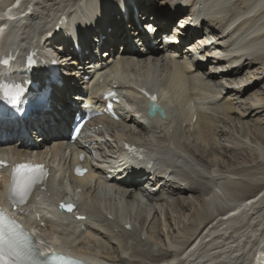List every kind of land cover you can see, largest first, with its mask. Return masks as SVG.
<instances>
[{
    "label": "bare ground",
    "instance_id": "1",
    "mask_svg": "<svg viewBox=\"0 0 264 264\" xmlns=\"http://www.w3.org/2000/svg\"><path fill=\"white\" fill-rule=\"evenodd\" d=\"M24 1L28 3V0H24ZM38 1L43 2V0H36L32 2L31 4L34 8L30 11V13L23 11V8L18 9L17 11H13V8L9 4L10 0L2 5L3 6L2 8H5L6 10L5 12L7 14L4 17L5 23H8V26H11V28L6 33L5 32L1 33L0 41H4V39H6L7 37H11V36L19 37V39L16 41L17 45L15 46V48L18 49L23 45V41H30L31 38L34 37L35 35L34 33L38 29L41 28V27H38L39 24L42 25L43 23H45L46 26L44 27V30H43L44 33H45V30L47 29L51 30L54 24L57 23L59 12L66 13L67 17H68V13H70L69 17L72 18V21L77 23L76 29L72 25H70L71 23L62 21L61 24L56 29H54L55 31L53 30L50 31L53 33V35L48 36L47 39L53 42V45H58L59 44L58 40L60 39L59 37H62L63 35L62 33H67L73 36L74 34L78 32L80 37L82 36V34L79 31L80 29L84 28V22L81 20L80 16H82L81 15L83 12L82 8L87 0H73L72 2L71 1L67 2V0H64L63 6L53 14V17L50 20H44L43 15H41V17L39 15L35 17L37 13V9H38L37 4L35 2H38ZM46 1L47 0H44V2ZM48 1H49L48 6H49L55 2H58L59 0H48ZM137 1L139 2L140 8L143 9V11L146 13L151 12V10H162L161 12H163L164 10H168L169 8V7L162 6L161 2L164 3V1L160 2V8L158 9L155 8L154 4L152 3V2H155V5H159L156 3V0H137ZM194 1L195 0H168L170 7H172L171 5L175 3L176 5L174 7L175 13L182 12L188 6L191 7L190 9L194 8V6H192V2ZM243 1L244 2L240 4L239 0H210L209 1L210 10H208L209 9L208 6H205V5L201 6L200 8L201 12L199 13L200 14L199 22L201 24V27L202 25H206L207 27L214 26L213 29L211 28L208 29V33H211L214 36V40L208 41L204 45L203 43L197 44L194 42L195 47L199 48V51H198L199 55L201 57H204L205 58L204 60H201L198 57V55H193L191 52V49H188V48L177 49L175 46H173L172 44L168 42L162 43V44H159V42H157V47H151L148 45L145 46L144 44L140 46L139 43H135V41L133 40L129 41L127 39L128 35L125 29L123 28V26L121 30H119L118 28L110 29L108 27H105L106 24L112 25L117 20H119L120 22H123L124 20L123 16L120 13H117L118 11H116V9L115 11H111L108 13L107 8H106L105 9L106 11L104 10L105 15H106L105 17L106 21H104L105 25L101 24L97 30L91 29V33H92L91 39H94L95 38L94 34H96L102 43V49L104 53L108 51L107 57L105 59L100 60L101 62L98 68H100L101 71H108L109 69L113 70L114 68H116L117 64H119L122 69L128 68L129 71L133 72L134 75L138 78V80H140L145 86H151L155 84L153 81H154V78H156L157 76L159 78H163L165 82L167 81V88L168 89L170 88V90L173 92L172 96H173L174 101L171 103V108H172V112L174 115L171 118L172 121H175V122L177 121V117L175 114L176 109L180 111L182 107L184 106V103L188 102L189 99L197 100L203 95H208L211 97L210 98L211 101L207 103L208 106L206 107V108L211 109L212 110L211 112L205 111L204 109H198L196 111L195 110L192 111L191 114L193 113L196 114V118L194 122L191 121L190 115L187 116L184 112L182 115V120L180 121L181 123L180 127H178V131L176 133V136L170 137L171 140H174V142L176 141L178 144H180L182 146V149L185 150L186 152H188L191 149V153H195V156L197 157V159L195 157L194 159L196 160V162L199 163V166L203 168L206 173H203L202 171L195 168L192 164H190V162H187L182 166V169H188L189 173L187 171H183L170 179H166L163 177V174L165 173V169L160 170V166H155V164H153L154 163L153 161H152L153 162L152 164H149L150 161L148 159H145V160L140 161L143 163V166L131 172L130 171L128 172L129 165L127 164L124 166L119 165L115 167L113 171H107L104 168L95 166L93 167V169H91L89 173L85 174L84 176L74 177L75 179L74 187L80 186V188L82 189L87 184L88 188L93 186V188L92 187L91 188L94 191V187L96 185H101L103 182L97 179V175H104L105 177H107V179H109L110 181H113L117 185H123L126 187H130V189L131 188L139 189L145 192V194L148 197L158 198L162 206H163V203H167V206H168L167 201L169 198L175 199V197H177L176 201L177 200L179 201L178 208L173 207L174 209L173 208L172 209L175 211L177 210L179 212L177 215L175 214L176 216H179V218L183 215L181 214L182 211H180L179 209L182 203H186V205L188 203L187 209L189 208V206L191 207L192 205H194L195 208L194 207H193L194 209L191 208L193 212L189 216L186 215L188 217H186V219H184L185 218L184 217L179 222L181 224H184L183 227L182 226L179 227V223H177V226L179 228L175 227L174 226L175 223L173 221V227L177 230L175 235L181 237L180 242L173 244V245H169L167 246V248L162 247L163 249L161 250L164 253L172 254L175 247L179 245H183L185 242H188L189 240H191L193 236L194 240L195 239L198 240V243L196 244V247L189 248L188 251L194 254L196 252V248L198 249L204 248V247L205 248L203 249L201 253L195 256H192L190 260L186 261V263H188L189 261L192 263H195L201 258L205 262H212V264L213 263L219 264L220 261L228 259V257H230V255L235 251V247H237L239 249L238 255L236 259L229 264H247V262L245 261V255L247 254V250L244 249L241 244H237V237L239 235H243L244 237H247L249 241L251 242V245L248 248L250 249L253 243L257 242V240L260 239V237L264 235V220H263L264 219V202L263 203L256 202L260 200L261 198H264V188L259 192L258 194L260 195L259 198L245 201L248 198V196H246V193L250 190H253L254 183H255V181H253L250 178L247 184L248 190L247 192L245 191L246 192L245 195L243 194V196L234 198L233 197L234 195L232 194L230 197V192H229L230 189L229 190L226 189L225 186L230 187V184L237 185V183L240 182V179L235 178V174L234 176L226 175L228 176L227 178L224 177L223 174L226 172L225 171L224 173L223 171L221 172L223 168H221L217 164L218 162L217 159H219V157H216L215 155H212V154L211 156H209L208 150H213V149L209 148L207 150V147L210 146L209 138L211 137L212 139L213 136L216 135L214 132L217 129L215 127V124L210 122L208 118H212V117L215 118V114H213V112L217 113V112H223V111L229 112V111L238 110L237 112H234V113L238 115L239 113L244 114L243 111H245L244 110L245 106L244 105L240 106V102H237L234 99H237V97L240 99V97L242 95L245 96L246 93L248 95L245 96V99L249 98L252 94L255 93V91L251 92V89L254 90L255 88L254 87L256 85L255 83L259 84V79L264 78V75L260 77L261 74H264V0H243ZM101 3L102 2L99 0L96 1L94 5L95 13L99 12ZM113 3L118 4L120 3V1L113 0ZM211 5H215L216 8L211 9ZM46 6H42V7L44 8ZM228 9L230 10L233 9L230 13V16L229 15L226 16V14L223 13L224 14L223 15L221 13L223 11H225L226 13ZM71 11H73V13ZM216 11L217 13L219 11V14L221 13L222 15H218L217 13L216 14L218 16L213 15L212 13ZM7 16H12V17H7ZM31 17L34 18L35 21H31L30 19ZM24 18H27V22H25V24L23 21ZM214 19H218V20L216 21ZM42 20H44V22H42ZM223 20H227L225 22V25H223L222 23ZM28 21L31 23V26L28 25ZM212 21H216L217 25L212 23ZM64 27L68 29L67 32L63 31ZM44 33H42L43 38L45 37ZM136 34H139V32L136 31ZM200 35L201 36L205 35V31L204 30L197 31L196 36H194V32L190 33V30H189L187 32L186 37L182 41L187 44H191V41H194L196 39V38L194 39V37H199ZM216 35L218 39L217 37H215ZM91 42L92 40H90V37L88 38L87 36H86V39L82 38L80 40V43L83 47L90 46ZM69 43L70 42L67 41V43L64 44V48H66V45H68ZM121 44H124V45L120 46ZM259 47H262V48H259ZM215 50H222L224 51V53L216 54ZM66 53L69 54L70 52L67 51ZM86 58H89L92 61L95 60L94 55L93 56L88 55L86 56ZM85 62L89 63L88 60H85ZM58 64L60 65V61L58 62ZM262 64L263 66L261 67ZM253 67L255 70H257L258 68L260 70L261 69L263 70H261L260 73L258 72L255 74L249 73V76H248L249 78H245V80L243 81L241 80V78H239L240 76L238 77V74L242 73L243 70H245V72L248 73V68H253ZM92 69L93 67H90V64H87L85 66V71H92ZM235 74L236 76H233ZM223 75H227L226 77H230L229 75H232V77H234L235 80L230 83L224 84L225 82L223 83L222 80L226 81V79L223 77ZM210 78H217V81L221 84L223 89L219 88V89L214 90L210 86L211 84H209ZM108 83L111 84L113 83V81L109 80ZM253 83L255 85H253ZM67 88L68 86H63L61 89L58 90V92H55L53 99L52 98L48 99L50 101L49 105L51 106V108L42 109V111L39 112V114L36 116L34 120H30L31 123H33L40 129L41 135H43V137L41 138V142L32 141L29 146H24V145L18 146L16 144L18 143V141H16L15 146H14L13 144L14 141L11 137L10 139H7L5 142L0 141V149L4 150V149L13 147L12 155H14L15 157H18L19 155H22V154L26 155L29 153L30 150H33L35 151V153L31 155L32 157L43 158V157H46L47 153L49 152L52 155L51 160L53 161V163L57 161V163L59 164L58 165L59 168L61 169L65 168L67 159L70 158V155L68 154V150H67L68 145L66 144V140L68 136L67 121L70 117V110L71 109L73 110V102H74L73 95L72 96L69 95V98H68L67 92L71 88H68V89ZM73 90L77 91V89H73ZM131 90L133 91L134 89H131ZM161 90H162V87L159 88V91ZM230 91H233V93H230ZM49 93H52V92H49ZM85 99L90 101L91 103H95L98 105L102 104V99L100 96V92L98 90L91 94L86 95ZM245 102L246 101H243L244 104ZM252 103L255 104L256 102H252ZM250 105H251V101H249V104L247 106H250ZM263 106L264 104L260 105V107H263ZM190 107L191 105L188 104V109ZM260 107L259 105H254L252 108L258 110ZM118 112H119L121 120L120 121H110L112 131H115L118 135H126L129 137L134 136L135 138L143 140L146 137L145 134L149 132V129L143 123V120L141 118L142 116L140 115V113H138V110L137 109H124L121 107V105H118ZM234 113H230V114L232 115ZM249 118L247 117V119ZM241 123L243 122L241 121ZM238 125L239 124L237 123V126ZM126 126H129V127H126ZM132 126H135L137 130L132 132L131 131ZM223 127H224V124H223ZM155 133L160 137V139L157 141L160 144L163 143L160 140H165L166 141L165 143L169 142V139H167L166 137L167 135L166 129L162 127L160 124H158L157 127L155 128ZM222 133L223 132H221V134ZM192 142L196 144H200V146L198 145L197 147L195 146L196 148L201 147L199 153L197 152L199 150L197 151L195 149L194 151L192 150ZM218 144H220V142ZM212 145H213V142H212ZM219 148L220 147H218V149ZM218 151H220V149ZM108 152H113L112 144H110V147L108 150L104 148L103 153L100 152V155L102 156ZM114 152L117 153L118 151L114 150ZM203 152H206L205 156L207 155V157H209L205 159V161L203 157ZM216 153H217V150H216ZM118 156H121L120 153H118ZM200 160L202 162H200ZM210 164L212 166H210ZM255 171L259 172L258 170H255ZM191 175H196L199 178H194ZM239 176H241V174ZM223 177L225 179H223ZM205 178L208 179L207 185L204 182ZM256 179H258V181L256 182L257 183L256 186L258 185L260 186L263 184L262 182L264 181V176L257 174ZM195 180H199V182L194 184ZM118 189L123 190V187L118 188ZM219 189L221 190V192L223 191L225 193L224 197L222 196L217 197V192ZM231 191H235V190H233L232 188ZM38 193H39L38 199L44 195L42 191H38ZM195 193L197 194L196 195L197 198L200 197V199H198L197 202H193L188 197H186V195L195 194ZM203 193L206 195L205 198L203 197ZM248 194L249 193H247V195ZM128 196L129 197L132 196L130 191L128 192ZM180 196H182L183 198ZM227 196L230 197V199ZM216 197L218 198V200ZM89 198L95 199V198H101V197L96 195L95 192L92 193L91 191V193L86 197L85 201H87ZM101 199L105 200L106 198L103 197ZM233 204L236 206L239 212L235 217L242 216L244 214L243 213L244 211L248 212V215L245 220H249L250 222L255 221L253 228L251 227L250 229H245L241 231L240 233H234L233 235L229 236V238H227L228 227L231 225L230 227L233 228L234 226V223L231 222L232 218L234 217H232L229 224H227L224 218L216 214V217L213 221H208L210 222V225L207 226L203 234H201L200 232L201 230L198 231L199 227L202 224H204L206 220L210 217V213H218L222 210L227 212L231 210V213L233 214L236 211V210H233L235 207L233 206ZM250 205H254V208H252ZM184 208L185 207H183V209ZM93 209L94 211L96 210L95 207H93ZM191 209H189L188 211H192ZM249 209H251L252 211L249 212ZM166 211H167V208L165 207V213H167ZM156 212L155 214H158ZM97 213L98 215L101 214L99 212ZM173 215H174L173 213L170 215L171 220L173 219ZM135 217L139 218V216L137 215H135ZM243 217H241L240 219H242ZM93 220L95 221V223L94 222L86 223V221H88L87 219L75 222L76 224L84 223V225L86 226V229L82 233L76 235L77 241L73 242L71 252L74 253L75 255H78V254L95 255L96 256L95 260L97 261V264H104L101 258H108V257L112 258L113 252H112V249L111 251L104 250L105 248L104 246H103L104 248L101 247L97 249L99 244L97 243L98 239H96V235H100L101 237H104L105 239L108 238L109 240H111L109 238V235L112 233V231L110 232L108 229L111 228V226L113 225L115 226H121V225L120 224L118 225L114 222H110L104 219L105 223L101 224L102 226L105 225V228H103L99 226V222L97 223V220L95 219ZM38 221L39 220H36L34 221V223L38 224ZM200 221L202 222L200 223V225L197 226V224ZM243 223L247 224V221H244ZM148 227H151V225ZM152 227H151V230H152ZM186 228L187 230H190V229L191 230L186 232L187 230H184ZM121 229L124 231L122 226H121ZM255 230H256V233L254 234L251 233L252 231H255ZM140 233L141 231H138L136 233L137 235L135 234V232L126 233V234H130L131 237H134V238L135 237L139 238ZM185 234L187 238L184 239L183 236ZM150 238L153 239L152 237ZM223 239H226V241H223ZM140 240L141 239L139 238V241ZM177 241L178 240H176V242ZM170 242H173V240L172 241L170 240ZM213 243L215 244L224 243V245L218 248H213V246H211ZM117 245L119 246V244ZM76 246H80V248L77 249ZM184 247H186V245H184ZM229 247H231V249ZM136 250H142V253L147 255L146 257H148V254L143 252V248L139 247ZM99 251L105 253L106 255H98ZM128 256L130 255L128 254ZM134 259H135L136 264L146 263V261L141 262L140 258H134ZM76 261L78 263L86 264L85 262H81L79 260H76Z\"/></svg>",
    "mask_w": 264,
    "mask_h": 264
},
{
    "label": "rangeland",
    "instance_id": "2",
    "mask_svg": "<svg viewBox=\"0 0 264 264\" xmlns=\"http://www.w3.org/2000/svg\"><path fill=\"white\" fill-rule=\"evenodd\" d=\"M9 0H0V8L1 7H3L2 5L4 4V3H6V2H8ZM32 1H35V0H32ZM73 1V0H72ZM161 1H164V0H156V3L157 4H159V5H155V2H152L153 4H154V6L156 7V8H160V2ZM240 1V4H242V2H244L243 0H239ZM63 2H64V0H59L58 2H55V3H53L52 5H49L48 6V4H49V1L47 0L46 2H44V0H43V2H40V1H38V2H35L36 4H37V7H38V9H37V13H36V15H35V17H37V15H39L40 17H41V15H43V17H44V20H50L52 17H53V14L57 11V10H59L62 6H63ZM263 2V1H262ZM24 3H26V1H24ZM163 2H161V4H162ZM47 5V6H46ZM245 5V4H244ZM42 6H46V7H42ZM244 7V6H243ZM191 8V7H190ZM190 8L189 7H187L185 10H184V12L186 11V12H190ZM236 8V7H235ZM233 10V9H232ZM232 10H230V9H228L227 11H226V13H225V11H223V12H221L222 14L224 13V14H226V16H230V13H231V11ZM228 12V13H227ZM170 13H172V11H170ZM215 14H213V15H215V16H218V15H222L221 13L219 14V11H218V13H217V11L216 12H214ZM218 15H217V14ZM223 14V15H224ZM39 18V17H38ZM31 19V21H35L34 20V18H30ZM44 20H42V22H44ZM214 20H218V19H214ZM23 21H24V24H25V22H27V18H24L23 19ZM216 21H212V23H214L215 25H217L216 24ZM227 20H223V25H225V22H226ZM211 23V22H210ZM28 25L29 26H31V23L28 21ZM46 25H45V23H43L42 25H40L39 24V26L38 27H41L40 29H38L35 33H36V37H38V35H39V31H41L44 27H45ZM206 25L205 26H203V28H204V30H206ZM213 27L214 26H209L208 27V29H213ZM26 30V29H25ZM43 31V30H42ZM212 31V30H211ZM215 37H217V35L215 36ZM217 39H218V37H217ZM202 40L203 41H205V37H202V36H200V37H198V39H196V42L197 43H199V42H202ZM47 42V41H46ZM46 42H45V44H46ZM0 43H2V41H0ZM23 43H25V41H23ZM1 47V46H0ZM259 48H262V47H259ZM199 55V54H198ZM200 56V55H199ZM259 59V58H258ZM260 60V59H259ZM259 64V63H258ZM263 66V64L261 65V67ZM254 69V67L253 68H248V73L247 72H245V70H243L242 71V73H239L238 74V77L239 78H241V80L243 81V80H245V78H249L248 76H249V73H253V74H255V73H260V71L261 70H263V69H257V70H253ZM254 71H256V72H254ZM244 72V73H243ZM264 74H261L260 75V77L261 76H263ZM227 75H223V77L226 79V81L225 80H222V82L224 83V84H226V83H230V82H232V81H234L235 79H234V77H232V75H229L230 77H226ZM233 76H236V74L235 75H233ZM247 76V77H246ZM209 84H211L210 86L214 89V90H216V89H221L222 88V86H221V84L217 81V78H210L209 79ZM256 84V85H255ZM253 83V85H255L254 87V90H252L251 89V92L252 91H255V93L254 94H252L249 98H247V99H245V96L246 95H248L247 93L245 94V96L244 95H242L241 97H240V99L237 97V99H234L235 101H237V102H240V106L241 105H244L245 107H244V110L245 111H243L244 112V114H240L239 113V115L238 114H235L234 112H237L238 110H234V111H229V112H225V111H223V112H217V113H214L213 112V114H215V118H208L209 119V121L210 122H212V123H214L215 124V127L217 128L216 130H215V134L216 135H214L213 136V138L211 139V137L209 138V143H210V146L209 147H207V150L210 148V149H213V150H208V154H209V156H211V154L212 155H215L216 157H219V159H217V164H218V166H220L221 168H223V170H221V172L223 171V173H224V171L226 172V173H224L223 175H224V177H228L229 175H231V176H234V174H235V178H237V179H240V182H238L237 183V185L236 184H230V187L229 186H225V188L226 189H230L229 190V192H230V197H231V195L233 194L234 196V198L236 197V198H238V197H240V196H243V194L245 195V193L247 192V188H248V180L251 178L253 181H255V183H254V187H253V190H250V191H248L247 193H249L248 195H247V193H246V196H250V195H252L253 194V192L255 191V189H256V185H257V181H258V179H256V176H257V174L258 175H261V176H264V172H262V171H264V167H263V165H264V106L263 107H260V105L261 104H264V78H260L259 79V84H257V83ZM218 86V87H217ZM223 89V88H222ZM250 92V91H249ZM230 93H233V91H230ZM255 95V96H254ZM243 101H246V102H248V103H246L245 102V104L243 103ZM249 101H251V105L250 106H247L248 104H249ZM252 102H256L255 104H253ZM254 105H259V107L261 108H259L258 110H256V109H254V108H252ZM239 106V105H238ZM252 106V107H251ZM262 110V111H261ZM212 110L210 109V111L209 112H211ZM230 113H234V114H230ZM249 115V116H248ZM251 115V116H250ZM246 116V117H245ZM247 117L249 118V119H247ZM222 118V119H221ZM243 118V119H242ZM246 118V119H245ZM241 119V120H240ZM221 120V121H220ZM224 120V121H223ZM237 120V121H236ZM217 121V122H216ZM225 121H226V123H225ZM239 121V122H238ZM241 121L243 122V123H241ZM209 122V123H210ZM221 122V123H220ZM245 122V123H244ZM247 122V123H246ZM217 123H218V125H217ZM224 124V127H223V124ZM237 123L239 124L238 126H237ZM242 125H241V124ZM235 124V125H234ZM245 124H246V126H245ZM219 125H221V126H219ZM237 126V127H236ZM244 126V127H243ZM219 127V128H218ZM222 127V128H221ZM241 129H240V128ZM221 130V131H220ZM238 130V131H237ZM227 131V132H226ZM240 131H241V133H240ZM191 132V131H190ZM221 132H223L222 134H221ZM226 132V133H225ZM218 133V134H217ZM229 134V135H228ZM220 136H222V137H220ZM220 137V138H219ZM223 137H224V139H223ZM223 140H222V139ZM211 139V140H210ZM217 139V140H216ZM220 139V140H219ZM216 140V141H215ZM219 140V141H218ZM225 141V142H224ZM212 142H213V145H212ZM220 142V144H218ZM215 143V144H214ZM221 143H223V144H221ZM226 143V144H225ZM194 144H196V143H194V142H192V150L194 151V149L197 151V150H199V151H197L198 153L200 152V149H201V147H198V148H196L197 147V145L198 146H200V144H196V145H194ZM217 144V145H216ZM223 145V146H222ZM231 147H230V146ZM194 146V147H193ZM196 146V147H195ZM216 146V147H215ZM222 146V147H221ZM226 146V147H225ZM229 146V147H228ZM235 146H236V148H235ZM238 146V147H237ZM213 147V148H212ZM218 147H220L219 149H220V151H218L219 149H218ZM228 147V148H227ZM214 149H215V151H214ZM225 149V150H224ZM229 149V150H228ZM216 150H217V153H216ZM226 150H228V151H226ZM203 151H205V150H203ZM188 152H190L191 153V149L188 151ZM213 152V153H212ZM220 152V153H219ZM223 154H222V153ZM227 154V156H226V154ZM192 154V156H194L196 159H197V157L195 156V153H191ZM205 154H206V152H203V157H204V161H205V159H207V158H209V157H207V155L205 156ZM244 154H245V156H244ZM256 155V156H255ZM198 156V155H197ZM221 156V157H220ZM255 156V157H254ZM223 157V158H222ZM221 159V160H220ZM224 159V160H223ZM199 161V160H198ZM200 162H202L201 160H200ZM225 164H223V163ZM220 163H222V164H220ZM223 165V166H222ZM210 166H212L211 164H210ZM240 170H239V169ZM246 168V169H245ZM262 168V169H261ZM225 169V170H224ZM238 169V170H237ZM255 170H258L259 172H257V171H255ZM262 170V171H261ZM228 171V172H227ZM230 171V172H229ZM243 171V172H242ZM232 173V174H231ZM251 173V174H250ZM241 174V176H239ZM226 175H228V176H226ZM245 175V176H244ZM247 175V176H246ZM223 177V179H225ZM243 177V178H242ZM65 179H66V177H65ZM206 179V178H205ZM244 180V181H243ZM223 181V180H222ZM197 182H199V180H195L194 181V184H196ZM244 182V183H243ZM228 183V182H227ZM262 183H264V181L262 182ZM71 185H72V182L70 183ZM91 184H92V182H91ZM224 184V183H223ZM241 184V185H240ZM246 184V185H245ZM227 185V184H226ZM239 185V186H238ZM73 186V185H72ZM233 186V187H232ZM241 186H243V187H241ZM92 188H93V186H91ZM88 188L87 187V184L81 189L80 187L79 188H77L76 187V189H79V191H80V197H81V199L83 198H86L90 193H91V191H92V193L93 192H95V194L96 195H98V196H100L101 198H103V197H107L109 194L108 193H106L105 192V190L104 189H102L101 187H100V185H96L95 187H94V191H93V189L92 188ZM232 188H233V190H235L236 191V193H235V191H231L232 190ZM240 188V189H239ZM242 188V189H241ZM202 189V188H201ZM243 189H245V190H243ZM241 190H242V192H241ZM220 191V192H219ZM246 191V192H245ZM241 192V193H240ZM212 194V193H211ZM235 194H237V195H235ZM197 194L195 193V194H190V195H186V197H188L190 200H192L193 202H197L198 201V199H200V197H198L197 198V196H196ZM224 195H225V193L222 191L221 192V190L219 189L218 190V192H217V197L218 196H222V197H224ZM180 197H182V196H180ZM203 197H205V195H203ZM216 197V198H217ZM228 197V196H227ZM230 197H228L229 199H230ZM120 198V197H119ZM176 198L177 197H175V199L173 198H169L168 199V206H167V203H163V209H162V211H160L159 212V214H155V212H154V210H151L148 214H147V216H144V218H142L141 217V215L140 214H133V212H131L129 209H124L123 211H122V215H130L131 217H133V221H135V222H133V224L135 225V223H136V228H137V230H141V233H142V235H143V237H144V240L142 239V240H140L139 241V238L138 237H131V236H126L127 234L126 233H133V231H128L127 229H125V228H123L124 229V231L121 229V226H118L119 227V231H120V234L121 235H119L118 233H116V231H114L112 228H113V226L111 227V228H109L108 230L111 232L112 231V233L109 235V238L111 239V240H109L108 238H104V237H101L100 235H96V239H98V241H97V243L99 244L98 245V247H97V249L98 248H101V247H103L104 248V250H110L111 251V249H112V255H113V257L112 258H114V257H117V258H120V255L122 254V256H123V260H124V264H136L135 263V261H131V260H129V258H130V256H128V254L129 255H135L136 257H138V258H140L141 259V261L142 262H144V261H146V263H149L150 264V262L154 259V258H152L153 256H154V253L153 252H155V250L159 247V251L160 250H162L163 248H167V246H169V242H170V240L172 241L173 240V242H172V245L173 244H176V243H178V242H180V240H181V237H179V236H177V235H175V233L177 232V230L173 227V221H174V223L176 224H174V226L175 227H177V228H179L180 226H182L183 227V225L184 224H181V223H179L180 221H181V219H183L184 217V219H186V217H188L192 212H193V210L192 209H194L195 207H194V205H192L191 207L189 206V208L187 209V206H188V203H187V205H186V203H182L181 204V206L179 207V209H180V211H182L181 212V214H183L180 218H179V216H176L179 212L177 211H175V210H173L174 208L173 207H177L178 208V205H179V201L177 200L176 201ZM183 198V197H182ZM264 198H261L260 200H258V201H260V202H258V201H256L257 203H263L264 202V200H263ZM173 200V201H172ZM217 200H218V198H217ZM262 200V201H261ZM177 203V204H176ZM165 204H166V206H165ZM176 204V205H175ZM184 205V206H183ZM257 205V204H256ZM214 206V205H213ZM252 208H254V205H250ZM165 207L167 208V213H165ZM183 207H185L184 209H183ZM194 207V208H193ZM173 208V209H172ZM192 208V209H191ZM218 208V207H217ZM189 209H191L192 211H188ZM170 211V212H169ZM250 211H252L251 209H249V212ZM176 212V213H175ZM186 212V213H185ZM189 212V213H188ZM169 213H173L174 215H173V219L171 220L170 218H171V214H169ZM188 213V214H187ZM244 214L242 215V216H239V217H234V218H232V222L234 223V228L238 225V224H240V223H242V224H240V226H239V228L238 229H236L235 230V233H240L241 231H243V230H245V229H250L251 227L253 228V225H254V222L255 221H249V220H245L246 219V217H247V215H248V212H246V211H244L243 212ZM166 214H168V215H166ZM176 214V215H175ZM250 214V213H249ZM135 215H137V216H139V218L137 217H135ZM185 215V216H184ZM186 215H188V216H186ZM245 215V216H244ZM255 215H257V214H255ZM244 216V217H243ZM141 217V218H140ZM177 217V218H176ZM241 217H243L242 219H240ZM136 218V219H135ZM169 219V220H168ZM241 221H240V220ZM178 220V221H177ZM264 220V219H263ZM137 221V222H136ZM160 221V222H159ZM238 221H240V222H238ZM244 221H247V224L246 223H243ZM202 221H200L198 224H197V226L198 225H200V223H201ZM238 222V223H237ZM250 222V223H249ZM86 223H87V221H86ZM98 223V222H97ZM152 223V224H151ZM177 223H179V227L177 226ZM186 223V222H185ZM101 224H103L101 221H99V226H101V227H103V228H105V225H101ZM98 225V224H97ZM151 225V227H152V230H151V227H148V226H150ZM231 226V225H230ZM228 227V229L229 228H231V227ZM263 226V225H262ZM115 227V226H114ZM142 227V228H141ZM147 227V228H146ZM116 228V227H115ZM154 228V229H153ZM185 228V227H184ZM156 229H158V230H156ZM175 229V230H174ZM36 230L39 232V233H41V234H43V235H46L47 234V232H48V230H49V228H48V225H43V226H39V227H36ZM184 230H187V228L186 229H184ZM191 230V229H190ZM190 230H187L186 232H188V231H190ZM259 230V229H258ZM115 232V233H114ZM118 232V231H117ZM160 232V233H159ZM256 232V230L255 231H252L251 233H255ZM173 235H172V234ZM155 234H156V236H155ZM188 234V233H187ZM150 237H152L153 239H151ZM157 237V238H156ZM171 237V238H170ZM183 238L185 239V238H187L186 237V234L183 236ZM178 240L177 242H176V240ZM120 242H119V241ZM175 240V241H174ZM223 241H226V239H223ZM104 244V245H103ZM107 244V245H106ZM117 244H119V246L121 247H119ZM121 244H122V246H121ZM102 245V246H101ZM130 247H132V248H130ZM139 247H141V248H143V252H145V253H147L148 254V257H146L147 255H145V254H143L142 253V250H136V249H138ZM163 247V248H162ZM126 248V249H125ZM116 250H117V252H116ZM126 251H128V252H126ZM119 252V253H118ZM109 258V257H108ZM111 259V257L109 258V260Z\"/></svg>",
    "mask_w": 264,
    "mask_h": 264
},
{
    "label": "snow or ice",
    "instance_id": "3",
    "mask_svg": "<svg viewBox=\"0 0 264 264\" xmlns=\"http://www.w3.org/2000/svg\"><path fill=\"white\" fill-rule=\"evenodd\" d=\"M163 7H170L168 0H164ZM175 7V3L171 5ZM149 32L153 31L152 27L147 29ZM7 63V60L3 61ZM30 83V82H29ZM11 87L7 84H0V89H7ZM17 88L20 86L17 85ZM152 100L156 98L151 97ZM15 99H13V103ZM6 118V114L0 113V123ZM40 165L31 166L28 164H18L13 168L10 184L8 187L9 198L13 203L19 201L25 202L33 186L40 181L44 173ZM79 171V169L77 170ZM251 203V202H249ZM61 207H65L61 205ZM68 211H72L73 205L66 206ZM41 254L32 244L28 234L24 232L19 226L8 217L6 213L0 210V264H52L48 258H41ZM7 257V259H6ZM52 259H60L56 254H52Z\"/></svg>",
    "mask_w": 264,
    "mask_h": 264
},
{
    "label": "water",
    "instance_id": "4",
    "mask_svg": "<svg viewBox=\"0 0 264 264\" xmlns=\"http://www.w3.org/2000/svg\"><path fill=\"white\" fill-rule=\"evenodd\" d=\"M62 208H64V207H62Z\"/></svg>",
    "mask_w": 264,
    "mask_h": 264
}]
</instances>
